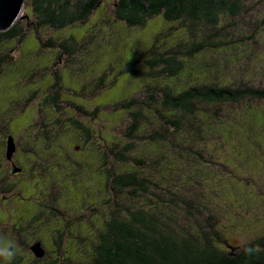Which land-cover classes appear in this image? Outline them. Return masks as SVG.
I'll return each mask as SVG.
<instances>
[{"label": "rangeland", "instance_id": "rangeland-1", "mask_svg": "<svg viewBox=\"0 0 264 264\" xmlns=\"http://www.w3.org/2000/svg\"><path fill=\"white\" fill-rule=\"evenodd\" d=\"M243 1L245 2L244 11L247 10V14H242L244 18L237 23L236 27L226 28L222 34L221 41H227L231 45L230 48L222 53H216L212 49L206 50L205 56L201 58V63L204 64L206 59V61L224 62L231 60L232 57V62L229 63L232 66L225 68L227 71L225 76L216 74L218 79L223 78L220 82L224 84L228 82L227 84L234 86L235 83L244 81L254 90L264 91V26L260 25L259 31H256L254 27V24L264 18V0L262 2L259 0ZM31 14L32 12L25 4L20 16L26 15L25 17H27ZM232 22L228 21L223 25H230ZM24 25H26L25 22ZM173 27L174 25L170 27L159 16L148 20L143 27H127L115 19L111 0H102L87 22L83 24L67 26L63 30H53L54 32L52 29L44 31L43 28L31 29L19 46H15L13 41L8 42L9 47L14 46L17 49L9 50L14 59L11 63L4 65L0 76V134L1 132L7 133L9 129L10 135H12V132L16 133L29 124L27 115L31 114V110H26L21 114L18 100L35 88L34 83L28 84L34 80L32 77L49 74V72L58 73L61 76V72H63L61 87L64 89L57 88V91L64 93V100L77 104L83 103L81 97L74 94L82 85V81L84 86L89 88H91L89 83L93 80L99 81L98 83L104 86L98 96L85 102L87 106L93 107L98 104L103 108L99 125L102 128V141L106 152L104 168L107 170L116 169L117 173L143 167L132 161L121 163L115 160L114 155L121 153L120 149L129 138L126 133L131 122V115L127 111L124 112L120 109L113 111L108 107L129 99L131 96L141 97L147 82L152 89L159 90L163 87L165 80L154 81L149 75L150 69L146 64V58L140 60V68L134 66V69L139 71L143 77L133 78L130 73H125L124 69L139 59L140 55L146 53L152 47L153 40L157 36L166 33V36L160 39L163 41L161 43L163 47H168L171 41L168 42L167 37H171L177 31ZM250 35H254L253 40L246 39ZM49 37H57V44L72 38L73 43H76L72 46L74 54L61 52L58 45L52 49L48 47L42 49L39 38L45 42ZM169 40L174 42V38ZM238 41H243V43ZM59 53L61 54L58 59ZM242 64L245 66L243 69L240 68ZM188 71L192 73L193 78L200 77L197 71ZM185 75L187 73L182 76ZM90 76L92 79H89ZM180 80L177 87L184 81V79ZM55 85L59 87L58 84ZM217 107L219 108L218 113L206 105L199 108V111L203 112H196L192 116L193 123H196L194 128L198 127L200 120L206 124L199 127L200 134L198 136H194V130L182 133L180 138H191V143L185 140L180 144L175 138L167 137L170 144L164 143L161 147L157 144L153 146L142 138H135L132 140L136 144V148L127 154L130 158H137L145 162L146 172L155 176V182L159 189H164L167 183V180L165 181L167 170L164 167L166 164L172 169L170 174L172 179H175L179 173L181 181H187L188 191L184 194L190 195L191 198L202 196L198 191L202 188L201 184L197 188H192L189 183L191 182L195 186L197 181L199 182L197 172L200 164L208 165L210 168L212 164H216L215 171L211 169L203 171L201 183L208 203L215 210H212L211 214L216 216L217 227L223 232L228 242V246H225L224 249L230 251L232 246L244 245L264 235V102L253 99L238 105L225 104ZM215 114L221 118L214 117ZM210 115L214 120L208 119ZM13 117L15 118L10 119ZM140 119H144L143 121L139 120L144 123V131L139 137L147 134L153 121L156 122V127L161 125V122L155 118V112L146 106L141 107ZM6 122L11 123L9 128H6ZM112 135L117 138H111ZM2 139L6 140L0 138V140ZM62 144L66 150L69 148L75 150L76 145L72 138L64 139ZM161 153H164V159H162ZM165 155L167 159H165ZM73 157L77 160L83 159V155L79 153H73ZM196 162L198 163L196 164ZM64 172L65 176L62 177L58 173L55 179L54 192L58 194L59 200L58 205H53V207L58 211L56 215L61 220L65 217L70 219L72 216L77 234L75 229L69 227L64 238L59 240L63 253L52 254V257H49L47 261L55 258V264H61L64 258L75 262L77 258L84 257L80 261L86 262L92 252L91 246L97 241L98 218L100 216L109 217L113 211L121 210L116 208V206L118 207L116 203H120L122 207L130 206L131 202L128 199L130 196L125 193H116V187L113 189L111 181H107L106 172L102 175V178L105 179V186L101 188L99 194L100 183L94 170L90 174V172L68 165ZM171 178L170 182H172ZM20 189L23 191L24 198H28L36 190L32 184L25 183L20 184ZM35 195L38 196L36 192ZM146 199L147 196L135 207L139 209V207L146 206ZM18 201L22 202V205L14 204L13 210L10 212L0 213L2 219L0 229L12 228L17 217H23L26 222L36 213L43 214L39 221L49 215L47 208H41L43 213H40L35 204L25 203L29 201L21 199ZM203 202L211 210L210 205L204 199ZM36 224H33V227ZM53 224L50 222L39 225L37 232L33 236L27 235L26 239L31 240L36 236L42 240L49 252L56 250L50 234ZM60 224L58 222V225ZM33 231H35L34 228L24 229V233ZM92 237H95L93 243L91 242ZM81 239L82 241H80ZM79 247L84 248L79 250ZM28 258L36 257L28 256ZM6 262L0 258V264H6ZM41 264H45V262Z\"/></svg>", "mask_w": 264, "mask_h": 264}, {"label": "trees", "instance_id": "trees-1", "mask_svg": "<svg viewBox=\"0 0 264 264\" xmlns=\"http://www.w3.org/2000/svg\"><path fill=\"white\" fill-rule=\"evenodd\" d=\"M101 1L27 0L26 5L32 14L19 20L8 31L0 33V76L4 65L14 59L9 50L17 49L14 46L9 47L8 42L13 41L15 46H19L31 29L43 28V31L52 29L54 32L53 30H63L67 26L83 24ZM111 2L115 19L127 27H143L148 20L159 16L170 27L174 25L173 29L177 30L174 35L167 37L168 42L171 41L167 48L163 47L161 44L163 41L160 39L166 36V33L159 35L146 53L124 69L131 77L141 78L143 76L134 69V66L140 68V60L146 58V64L150 69L149 75L154 81L165 80L163 87L159 90L152 89L147 82L141 97L131 96L114 105L116 109L127 111L134 124L144 120L140 119L142 106L155 112V118L161 125L156 127L155 121L150 124L151 128L142 137L147 143L162 147L164 143L170 144L167 137L175 138L180 144L185 140L191 143V138L180 137L183 132L188 133L189 130L195 131L194 136L200 134L199 127L201 125L203 127L206 122L200 120L198 127L194 128L196 123H193L192 119L196 112H203L199 111L200 107L208 105L218 113L217 106L225 104L238 105L253 99L264 102V91L254 90L244 81L235 83L234 86L227 84L228 82L224 84L220 82L223 78L216 77V74L225 76L227 73L225 68L232 66L229 65L232 57L231 60L224 62L206 59L204 64L201 63L206 50L212 49L216 53H222L230 48L231 45L227 41H221L222 34L226 28L236 27L247 14L248 11H244L243 0H111ZM228 21L233 22L230 25H223ZM260 25L264 26V18L254 24L256 31H259ZM251 28L253 29V25ZM170 38H174L173 43ZM253 38L254 35H250L246 39ZM56 39L57 37H49L44 42L39 38L42 49L45 47L52 49L58 45L61 52L74 54L72 46L76 43H73L72 38L60 44L56 43ZM232 41L236 44L234 40ZM233 58L235 60V57ZM244 67V64L240 66L241 69ZM188 70L197 71L200 77L193 78ZM252 70L254 71L255 67ZM186 73L187 75L182 76ZM180 79L184 81L177 87ZM103 89L101 83L96 87L98 92ZM135 113L137 115H134ZM212 117L210 115L208 119L214 120ZM132 139L135 138H127V143L120 149L122 154L114 155L115 160L121 163L132 161L143 167L119 173H116L118 171L116 169H105L107 181H111L113 189L116 187V193L130 196L128 198L130 206L122 207L120 203H116L118 204L116 208L121 210L113 211L109 217L104 218V233L100 243L96 241L92 245L93 250L86 262L80 261L84 257L77 258L75 262L64 258L61 264H264V235L244 245L232 246L230 251L224 249L228 242L217 227L216 216L211 214L214 208L208 203L201 183L203 171L205 169L215 171L216 164H212L211 168L200 164L197 172L200 183L197 181L193 186L194 184L189 182L192 188H197L201 184L202 188L198 190L202 195L200 198L186 196L184 193L188 191L187 181H181L179 173L172 179L170 176L172 169L166 164L164 167L167 172L164 174L167 183L164 189H159L155 176L146 172L145 162L128 156L129 152L136 148ZM161 157L164 159V153H161ZM146 196V206L137 209L135 205ZM203 199L210 205L211 210L204 204ZM257 246L261 251H245ZM42 262L46 264V261Z\"/></svg>", "mask_w": 264, "mask_h": 264}, {"label": "flooded vegetation", "instance_id": "flooded-vegetation-1", "mask_svg": "<svg viewBox=\"0 0 264 264\" xmlns=\"http://www.w3.org/2000/svg\"><path fill=\"white\" fill-rule=\"evenodd\" d=\"M63 74L61 72L60 76L58 73L49 72V74L45 73L38 77H32L34 80L28 84L34 83L35 88L18 100L21 114L26 110H31V114L27 115L29 124L16 133L12 132V135H10L9 129L7 133L1 132L0 134V138L6 139L0 140V213L10 212L13 210L14 204L22 205L18 199L29 201L25 202L28 204H35L40 213H43L41 208L49 209V215L45 219L42 218L39 221L43 214L38 213L32 215L26 222L23 217H17L12 228L0 229V242H12L14 245L15 257L13 260L7 261L6 264H41L42 261H46V264H55V258L49 261L47 258L52 257V254L63 253L59 240L64 238L67 229L71 227V229H75L77 234V229L73 226L72 216L70 219L65 217L61 220L56 215L58 211L53 207V205H58L59 200L58 194L54 192L55 179L58 173L62 177L66 175L64 169L68 165L75 167V169L90 172V174L94 170L100 183L98 194L101 188L105 186V179L102 178V175L105 173L106 152L102 141V128L99 125L101 124L100 117L103 108L98 104L93 107L85 105V102L99 94L96 90L99 81H91L89 83L91 88L84 86L82 81V85L74 94L81 97L83 103L77 104L64 100V93L57 91V88L64 89L61 87ZM90 78L92 79L91 76ZM54 83L58 84L59 87ZM52 85L54 87H51ZM108 108L113 111L117 110L116 106ZM6 124V128L11 125L7 122ZM143 124V122L136 124L130 122L126 135L129 138H142L139 136L144 131ZM125 137L127 138V136ZM9 138L13 139L15 145V150L10 156L6 152ZM66 138H72L75 142L74 151L73 148L66 150L63 146L62 142ZM111 138L117 137L112 135ZM73 153L82 154L83 159H74ZM76 173L80 174L79 172ZM21 183L32 184L36 188L35 192L38 196L33 192L28 198H24L23 191L20 189ZM50 222L54 223L50 229V234L56 248L52 252H49L42 240L36 236L32 237L31 240L26 239L27 235L33 236L37 232L39 225ZM58 222L61 224L58 225ZM0 223H2L1 218ZM35 223L38 225L33 227ZM104 225L105 219L100 216L96 228L98 243H100V238L104 233ZM26 228H34L35 231L24 233ZM93 238L95 237H92V243ZM37 243L45 252V256L41 259H29L28 256H35L33 247ZM83 248L79 247V250H83Z\"/></svg>", "mask_w": 264, "mask_h": 264}, {"label": "water", "instance_id": "water-1", "mask_svg": "<svg viewBox=\"0 0 264 264\" xmlns=\"http://www.w3.org/2000/svg\"><path fill=\"white\" fill-rule=\"evenodd\" d=\"M26 1L27 0H0V33L8 31L20 19L27 18L20 16ZM14 150L15 145L13 139L9 138L7 140V155L10 156ZM33 250L36 258L40 259L44 256L40 244L37 243L33 247Z\"/></svg>", "mask_w": 264, "mask_h": 264}, {"label": "clouds", "instance_id": "clouds-1", "mask_svg": "<svg viewBox=\"0 0 264 264\" xmlns=\"http://www.w3.org/2000/svg\"><path fill=\"white\" fill-rule=\"evenodd\" d=\"M247 252H259L261 249L259 246L256 248H250V249H245ZM15 257V251H14V245L12 242H7L3 243L0 242V258H3L6 261H11Z\"/></svg>", "mask_w": 264, "mask_h": 264}]
</instances>
